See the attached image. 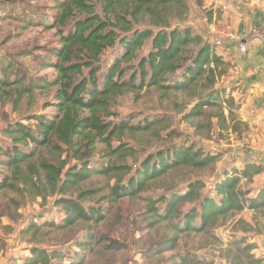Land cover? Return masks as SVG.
<instances>
[{"label": "trees", "instance_id": "1", "mask_svg": "<svg viewBox=\"0 0 264 264\" xmlns=\"http://www.w3.org/2000/svg\"><path fill=\"white\" fill-rule=\"evenodd\" d=\"M98 1L102 16L96 13L92 0H60L57 5L56 24L68 28V31H60L62 47L56 52V63L52 65L59 75L55 81L59 86L55 105L58 116L54 119L34 116L29 119L35 122L33 126L16 123L4 131L12 145L5 151L0 149L4 159L0 165L12 174L0 181V192L12 191L42 199L57 195L56 204L66 214L61 224L38 225L34 223L37 221H32L26 233L36 235L43 228L61 231L81 222L90 224L92 232L94 226L104 222L107 216L103 206H84L88 200L96 201L94 197L99 193L97 189L81 190V185L92 175L115 180L109 195L111 201L134 200L148 191L152 182L169 173L205 171L222 158L221 153H208L195 144H179L150 154L134 167L116 165L111 161L115 155L128 159L136 153L123 144V137L145 133L158 124L152 121L137 127L129 121H108L115 116L111 112L112 104L127 93L137 94L144 89H156L165 94L189 93L197 100L190 118L199 117L208 108H216L214 117L219 129L234 134L240 131L235 121L240 105L224 89L216 88L227 74L228 63L215 51V45L203 41L202 37L193 36L188 29H172L165 15L172 7L186 9L184 0ZM146 18L150 26L158 30L156 33L136 28ZM71 22L73 24L69 25ZM149 40L150 53L134 65L138 51ZM192 47H197L196 51L193 52ZM109 50L119 53L109 65H104L102 58ZM14 65L10 62L1 68L0 86L3 88L11 85L7 81L8 73L14 70ZM130 69L134 71L126 79ZM171 77L179 80L172 82ZM115 141L120 145L112 149ZM100 146L111 149L109 164L95 170L91 161ZM47 148L65 153L68 159L57 164L39 161V151ZM262 173L263 165L248 163L242 169L223 170L207 193L205 182L195 180L188 184L187 190L156 200L145 199L149 207L145 217L149 221L162 224L177 219L173 228L178 234L160 245L159 253L174 251L179 234L206 235L229 218L250 213L256 220L257 216L264 215V184L249 188ZM159 204L162 208L157 207ZM187 205L189 209L183 213L182 208ZM243 223L251 230L250 223L245 220ZM90 236L87 243H79L78 247L85 249L93 242L94 237ZM227 244L229 264H264L263 257L253 254L258 245L246 237ZM63 258L65 255L57 249L47 251L32 247L26 264H57Z\"/></svg>", "mask_w": 264, "mask_h": 264}, {"label": "rangeland", "instance_id": "2", "mask_svg": "<svg viewBox=\"0 0 264 264\" xmlns=\"http://www.w3.org/2000/svg\"><path fill=\"white\" fill-rule=\"evenodd\" d=\"M59 1L0 0V73L5 65L10 62L15 64L14 70L8 73L10 87L0 86V149L4 151L12 145L11 140L4 135L8 127L16 123L33 126L35 122L29 119L34 116L44 115L50 119L58 116L55 105L59 86L55 85V81L59 75L52 65L56 63V52L62 47L60 31H68V28H60L56 24ZM184 1L186 9L172 7L165 12L172 29H188L193 36L202 37L203 41L215 45L218 54L223 53L228 41L223 32L230 29L223 0ZM92 4L96 13L102 16L100 2L92 0ZM149 21L148 18L144 19L136 28L151 29L156 33L158 30L151 27ZM192 48L193 52L197 49ZM150 51L151 40L138 51L133 64L137 65ZM118 53V50L106 52L102 58L103 64L109 65ZM133 71H127L126 79ZM170 79L172 82L179 80L177 77ZM224 87L220 80L216 88L227 91ZM196 102L189 93L165 94L156 89H144L137 94L127 93L119 97L111 107L115 116L108 121H129L137 127L152 121L158 124L145 133L123 137V144L136 153L128 159L115 155L111 161L116 165L134 167L159 150L179 144H195L208 153L222 154L215 166L205 171L169 173L152 182L151 188L142 193L140 198H123L116 202L109 199L115 180L92 175L89 181L81 185V190L97 189L99 193L94 197L96 201L88 200L84 206L101 205L107 216L104 222L94 226L92 232L89 231L92 228L90 224L81 222L61 231L43 228L36 235L26 233L32 221H37L34 223L38 225L45 222L62 223L66 214L56 204L59 196L42 199L12 191L0 192V264H26L32 247L47 251L57 249L63 253L65 258L57 264H229L227 243L244 237L258 245L253 252L255 257L264 258V215L253 220L250 213L221 221L217 228L206 235L179 234V243L174 251L159 253L160 245L178 234L173 228L177 219L162 224H156L155 220L149 221L145 217L149 209L145 199L156 200L170 196L172 192L187 190L188 184L195 180L205 182L207 193L223 170L240 167L250 159L264 161V133L258 131L254 111H241L240 105L235 116L240 131L234 134L218 128L214 117L216 108H208L199 117L190 118L189 113ZM112 145V149H115L120 143L115 141ZM108 152L111 149L99 147L91 161L93 169L109 164ZM39 153V161L52 164L68 159L65 153L53 148ZM2 161L4 159L0 154ZM11 174V170L0 165V181L5 176L11 177ZM262 182L264 175L249 188L254 189ZM157 207L162 208V205ZM188 209L189 205L183 207L182 212ZM243 220L250 223L251 230ZM90 235L94 241L85 249L79 248V243H87Z\"/></svg>", "mask_w": 264, "mask_h": 264}, {"label": "crops", "instance_id": "3", "mask_svg": "<svg viewBox=\"0 0 264 264\" xmlns=\"http://www.w3.org/2000/svg\"><path fill=\"white\" fill-rule=\"evenodd\" d=\"M223 5L230 29L223 32L228 41L220 54L229 64V72L222 83L227 94L242 105L241 111H254L258 131L264 133V0H223ZM241 44L247 47L245 53L240 51ZM248 163L264 166V161L250 159L237 168ZM263 175L255 178V185Z\"/></svg>", "mask_w": 264, "mask_h": 264}, {"label": "built area", "instance_id": "4", "mask_svg": "<svg viewBox=\"0 0 264 264\" xmlns=\"http://www.w3.org/2000/svg\"><path fill=\"white\" fill-rule=\"evenodd\" d=\"M221 43H218V45H220ZM240 51L242 52V53H245L246 51H247V47H246V45L245 44H241V46H240Z\"/></svg>", "mask_w": 264, "mask_h": 264}]
</instances>
